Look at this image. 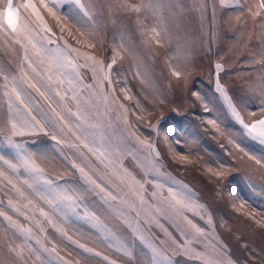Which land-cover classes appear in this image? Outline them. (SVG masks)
Segmentation results:
<instances>
[{
    "label": "rangeland",
    "instance_id": "374dc122",
    "mask_svg": "<svg viewBox=\"0 0 264 264\" xmlns=\"http://www.w3.org/2000/svg\"><path fill=\"white\" fill-rule=\"evenodd\" d=\"M12 3L0 264H264V0Z\"/></svg>",
    "mask_w": 264,
    "mask_h": 264
},
{
    "label": "snow or ice",
    "instance_id": "6c2138e0",
    "mask_svg": "<svg viewBox=\"0 0 264 264\" xmlns=\"http://www.w3.org/2000/svg\"><path fill=\"white\" fill-rule=\"evenodd\" d=\"M41 3L44 4V0H41ZM45 7H48V4H44ZM23 7L25 9L31 8L32 12L34 15H37L38 17V13L36 12V9L34 8V6L30 3V0H25V3L23 5ZM51 7L52 8H59V4L57 3V0H51ZM261 8H264V3H261L260 5ZM51 10V9H50ZM136 11H139V9H135ZM39 18V17H38ZM23 28V21L21 19V14L18 11L17 8H15L13 6L12 0H6V6L3 8V10H0V31L3 32H7L9 35H12L14 33H18L19 31H21ZM109 68H111V65H109ZM177 75H179V73H177ZM49 79L51 80V76H49ZM33 87H35V85H32ZM47 92V89H46ZM45 93H42V95H44ZM57 95H59V92H57ZM17 98L19 99V94L17 96ZM49 98H51L49 96ZM227 99V97H226ZM229 106L231 107V103L229 102ZM232 112L233 115L235 116V118L240 122V123H244L243 119L240 117V114L235 110V108H232ZM79 118V117H78ZM34 119V118H33ZM45 123H47V120L45 119ZM256 124H259L261 126V131L259 132V135L264 137V119H261L259 121L256 122ZM256 124H252L251 126L249 125H244L246 128H249L250 131H256ZM28 125V122H17V123H13L12 124V135L13 136H17V135H23V131H21V129L26 128ZM34 126L29 127L28 130L31 131L33 130ZM55 139V137H53ZM9 143L11 144L12 141H9ZM91 150V149H90ZM0 159H3V157H0ZM25 164L28 165L29 161H25ZM73 167H76V165H73ZM33 171L38 172V169H35L33 166ZM79 171L81 173L84 174L85 176V183H96V181L92 178H90L88 176V173L86 172V170L84 168H79ZM46 184H48L49 189H51L53 187L52 183L50 181H45ZM97 187H101L98 183L96 184ZM103 190V189H101ZM65 199H68L69 201L72 200L71 196H65ZM11 206V204H10ZM0 215H4L3 212H0ZM195 227V226H194ZM197 232H200L201 229L197 228L196 229Z\"/></svg>",
    "mask_w": 264,
    "mask_h": 264
}]
</instances>
